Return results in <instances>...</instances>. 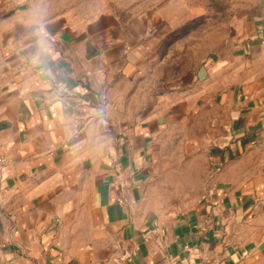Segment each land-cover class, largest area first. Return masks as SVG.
I'll return each mask as SVG.
<instances>
[{
    "label": "crops",
    "instance_id": "0c3cea01",
    "mask_svg": "<svg viewBox=\"0 0 264 264\" xmlns=\"http://www.w3.org/2000/svg\"><path fill=\"white\" fill-rule=\"evenodd\" d=\"M34 13L0 0V264H264V22L186 70L153 21Z\"/></svg>",
    "mask_w": 264,
    "mask_h": 264
},
{
    "label": "rangeland",
    "instance_id": "374dc122",
    "mask_svg": "<svg viewBox=\"0 0 264 264\" xmlns=\"http://www.w3.org/2000/svg\"><path fill=\"white\" fill-rule=\"evenodd\" d=\"M38 20L45 15L90 14L110 7L127 19L153 21L169 29L161 47L188 70L264 22V0H27ZM159 23V24H158ZM238 39V38H237Z\"/></svg>",
    "mask_w": 264,
    "mask_h": 264
},
{
    "label": "built area",
    "instance_id": "2783aa9c",
    "mask_svg": "<svg viewBox=\"0 0 264 264\" xmlns=\"http://www.w3.org/2000/svg\"><path fill=\"white\" fill-rule=\"evenodd\" d=\"M8 165V160L5 157H0V174L4 171L6 166Z\"/></svg>",
    "mask_w": 264,
    "mask_h": 264
}]
</instances>
